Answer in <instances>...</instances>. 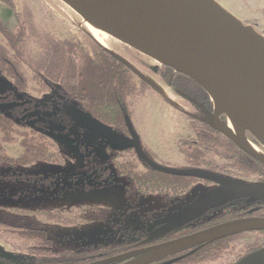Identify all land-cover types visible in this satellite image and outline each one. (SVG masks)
Here are the masks:
<instances>
[{"label":"rangeland","instance_id":"rangeland-1","mask_svg":"<svg viewBox=\"0 0 264 264\" xmlns=\"http://www.w3.org/2000/svg\"><path fill=\"white\" fill-rule=\"evenodd\" d=\"M10 1L14 19L7 22L11 31L17 28V15H23L26 10L31 18L36 36L31 41V51H40L35 43L40 41L38 37L41 34L47 33L56 39L74 41L91 54L87 38H93L86 30L84 22L58 0ZM214 1L243 25L250 26L264 37V0ZM105 41L109 50L120 56L132 73L145 83L144 87L139 84L138 79L136 80L137 93L129 103L132 109L131 121L149 158L164 166L191 168L184 156L185 148L191 145L189 141L194 140L190 119L197 117L208 122L209 117L189 103L181 101L161 82L158 75H153L149 70L156 65L153 61L111 40L107 35ZM2 42L0 34V43ZM51 87L50 91L42 93L34 84H28L25 92H17L0 85V95L11 93L20 100L33 101L34 109H40L42 117H45L50 125L57 124L55 121H49L57 115L62 117V124H67L72 119H69L67 113L59 110L58 104L76 103L64 100L58 93V86ZM210 104L213 105L211 100ZM227 121L228 118L224 117L219 120V125L230 131ZM28 125H33V122ZM81 127L83 129L80 132L77 128H72L67 133L50 130L45 132L61 154L63 165L35 164L15 170L21 174L19 181L0 180V258L3 260L22 264L26 257L24 251L17 248L19 243L5 234L4 227L9 225L45 229L52 239L55 251L76 250L89 245L116 244L122 242L124 236L150 234L156 228L168 225L177 217L176 211L188 207L193 200L216 189L215 186L196 184L181 201L166 203L163 198L154 194L140 197L137 201L131 198L129 201L124 195L123 178H115L113 182L98 186H80L77 189L63 188L57 181L46 183V177L65 174L67 171L80 172L89 166L98 165L102 159H107L103 158L106 156V148L111 153L121 152V147L100 139L91 129L86 127L84 130V126ZM5 149L10 156H15L19 148L16 143L5 145ZM131 157L125 155L127 159ZM207 159L215 164L223 163L217 156L209 155ZM139 170H142L140 166ZM229 175V179L240 184L259 181L255 176L242 177L236 172H230ZM99 206L107 207L111 212L99 217L94 210ZM241 206L244 207L243 204ZM45 212H63L76 219L79 224L60 226L44 222L41 216ZM254 243L264 245V238L255 233L246 234L232 243V251L218 260L203 264H232L236 260L237 252L250 248Z\"/></svg>","mask_w":264,"mask_h":264},{"label":"trees","instance_id":"trees-1","mask_svg":"<svg viewBox=\"0 0 264 264\" xmlns=\"http://www.w3.org/2000/svg\"><path fill=\"white\" fill-rule=\"evenodd\" d=\"M0 4L13 9L10 0H0ZM17 28L8 29L0 21V77L10 85L8 89L25 92L28 84H34L42 93L58 86V93L66 101L75 102L78 111L97 121L110 131L120 134L126 132V120L130 121L132 109L129 100L136 95V80L132 71L104 51L94 40L88 39L91 54L74 42L60 40L43 33L35 44L39 52H33L30 44L34 35L31 18L25 10L23 15L15 18ZM139 80V79H138ZM145 87V83L139 80ZM20 106V108H19ZM24 106L18 105L15 110H0V169H14L38 163H60L61 157L55 145L41 131L26 125L39 113L37 109L30 112H19ZM43 118L39 119L42 120ZM43 121V120H42ZM192 130L202 128L207 135L197 138L196 144L185 148L184 156L192 168L206 165V170L216 174L229 175L230 172L240 173L242 177L255 176L258 180L264 177V165L258 161L237 157L233 145L221 134L213 135L209 124L190 119ZM18 144V154L10 156L5 145ZM123 153L135 154L129 148ZM209 155L217 156L223 161L215 164L208 160ZM221 161V162H222ZM141 164L145 171L138 170ZM105 180L123 177L125 180V196L145 195L149 193H168L181 196L193 187L195 179L178 178L155 172L146 167L138 158L131 161H116L110 158ZM135 194V195H134ZM261 207L251 211L256 206ZM99 217L110 213L107 207H96ZM248 215L264 218V201L246 203L237 211H227L223 221L244 218ZM44 222L61 226L78 225V221L63 212H45L41 216ZM8 237L18 242L17 248L24 251L22 264H91L95 261L118 256L142 247L141 241L127 240L117 244L89 245L76 250H53L52 239L40 227L21 228L4 227ZM175 231L171 232L173 235ZM264 238V230L254 232ZM247 233L232 237L218 238L192 245L175 253L181 256L167 264H203L218 260L233 250L232 243ZM169 235V234H168ZM160 237L157 240H163ZM156 240V241H157ZM264 245L254 243L246 250L237 252V264L249 255L261 250ZM9 264H20L5 261ZM128 260L113 264H123ZM152 264H161L154 262Z\"/></svg>","mask_w":264,"mask_h":264},{"label":"water","instance_id":"water-1","mask_svg":"<svg viewBox=\"0 0 264 264\" xmlns=\"http://www.w3.org/2000/svg\"><path fill=\"white\" fill-rule=\"evenodd\" d=\"M58 1L111 40L153 61L156 65L172 69L175 73L195 82L213 102L214 112H207L211 128L264 165V158L256 155L245 143L247 133L264 149L262 35L250 26L243 25L214 0ZM12 18L14 19L13 11L0 4V21L8 29L10 27L7 21ZM99 46L128 68L115 52ZM0 84L8 85V82L0 77ZM220 116L232 119L243 128V140L219 125ZM76 117L101 137L117 144L124 143L119 136L80 111H77ZM126 127L131 138V146L152 170L227 186L201 200L157 232L154 238L165 235L200 217L208 210L225 204L238 200H247L249 203L264 201V184L235 185L213 174L165 168L153 163L143 154L129 120H126ZM261 230H264V218L238 219L163 245L92 264H112L146 253V256L125 264H152L187 246ZM237 264H264V248Z\"/></svg>","mask_w":264,"mask_h":264},{"label":"flooded vegetation","instance_id":"flooded-vegetation-1","mask_svg":"<svg viewBox=\"0 0 264 264\" xmlns=\"http://www.w3.org/2000/svg\"><path fill=\"white\" fill-rule=\"evenodd\" d=\"M149 70L151 71V73L153 75H158L160 77L161 82L167 88H169L170 91L175 96L179 97L181 101L189 103L190 105L193 106L194 109L204 113L205 115H207V112H209V113H213L214 112L213 105H211V104L209 105L211 99L209 98L207 93L201 87H199L195 82L190 80L189 78H187V77H185V76H183L181 74L175 73L172 69H169L167 67L158 66V65L150 67ZM0 85H2V84H0ZM9 85L10 84L8 83V85H2V86H4L5 88L8 89ZM18 105H22L25 108H24V110L23 109L22 110L17 109V113L22 112V111H24V113L25 112H30L31 110L33 111V109H34V106H33L34 102L33 101L20 100V99L14 97L13 94H11V93L6 95V96L0 95V110H11V109L15 110L16 108H18ZM1 106H4L6 108H2ZM58 106H59V110H61L62 112L67 113L70 116L69 119L70 120L72 119L71 122H69L67 124H62V121L60 122V119H62V117L57 115L56 118H52V119L50 118V120H49V121H51V120L55 121L57 124L50 125L48 123L47 119L45 117H42V111L40 109H37L39 111L38 115L33 120L26 122V125H28L30 122H33V125H28V126L33 127L34 129H36L38 131H41L43 134H45V132H49V130L53 131V132H58V133L59 132L60 133H62V132L63 133H67L72 128H77L78 129L77 131L80 132L83 129V127H81V126H84V130H86L87 126L76 117V114H77V111H78L77 105L69 103V102H63V103L60 102V104H58ZM19 108H20V106H19ZM41 118H43L42 119L43 121L39 120ZM191 119H194V120H196L198 122H203V123H208L209 124V121L205 122V121H203V120H201V119H199L197 117H191ZM222 119H224V116H220L219 117V120H222ZM79 122L82 123V124H80ZM130 122H131L133 130H134V132H135V134L137 136V140H138V143H139V145L141 147V150H142L143 154L146 156V158L148 160H150L153 163H155L152 159L149 158L146 150L144 149V147H143V145H142V143L140 141L139 135L136 132V130L134 128V125H133V123L131 121V118H130ZM87 128H89V127H87ZM191 131H192V133L194 135V138H193L194 140H191L189 142H191V144H193V145L197 143V138H200L201 136H205L208 133L206 131H203L202 128H198V129H196V131L195 130H191ZM209 131H212L213 135L221 134L220 132L213 130L211 128L210 124H209ZM114 134H116V133H114ZM116 135L119 136L124 141L123 144H117V143L111 142V141L101 137L100 135H98V136H99L100 139H102V140H104L106 142L115 144V145L121 147L122 149L123 148H129L135 154V156H133L131 153H123L122 149H121V152L119 154H117L116 152L111 153L109 151V149L106 148V150H105L106 156H103V158L107 157V159L106 160L102 159L98 165L89 166V167L85 168L83 171H80V172H75L74 173V172H71V171H67V173H65V174H61V175L56 174V175H53V177H51V176L50 177H46L47 179L45 180V182L47 183L49 181L50 182L57 181V182L60 183V185L63 186V188L65 187L66 189H75V188L77 189L80 186H87V185L98 186V185H103V184H106V183L113 182L115 178H123V177H114L111 181H106L105 180L106 175H107V170H108V167L106 165L109 162L110 158H112V157L116 158V161H120V162L124 161V160H126V161H131L133 159L136 160V158H138L146 167H148L138 157V155L136 154L135 150L131 146V138H130V136L128 134L127 127H126V132H122L119 135L118 134H116ZM221 135H223V134H221ZM45 136L47 137L46 134H45ZM245 137L254 147H256L258 150H260L262 153H264V149L258 143H256L247 133L245 134ZM47 139H48V137H47ZM226 139H228V138H226ZM229 142L235 148L234 152H235L237 157L247 158V159L252 160V162L257 161L255 159H253L252 157L248 156L247 154H245L240 149H238L230 140H229ZM17 154H18V152H17ZM126 154L131 155L132 157L127 159V158H125ZM59 155L61 157V162L60 163H52V164L63 165L62 156H61L60 153H59ZM38 164H44V163H38ZM155 164H157V163H155ZM33 165H35V164H33ZM157 165H159L161 167H165V168L176 169V170L205 172V173H209V174H213V175L225 178V179L229 180L232 184H235V185H239L240 184V183H236L233 180L229 179L230 175H227V174H225V175L216 174V173H214V171L206 170V168H200V167L199 168H192L191 167L189 169H179V168H174V167H171V166H164V165H161V164H157ZM30 166H32V165H30ZM30 166L18 167V168H14V169H2L1 168L0 169V180L19 181V180H21V177H20L21 174L18 171H15V170L16 169H21V168L24 169V168H27V167H30ZM139 166L142 168V170H139ZM202 166H206V165H202ZM149 169H151V168H149ZM1 170H3V171H1ZM138 170L140 172H143V171H145V168L141 164H138ZM155 172H157V171H155ZM160 174H163V173H160ZM164 175H167V174H164ZM168 176H171V175H168ZM172 177H178V176H172ZM178 178H187V177H178ZM189 179H195V178H189ZM195 180L196 181L194 182L193 187L196 184H203L205 186H215L216 189L213 190V191H210V192H208L206 194H203L202 196H200L197 199L193 200L192 202L189 203L188 207H186V208L182 207L181 209L176 211L175 214H177V217L175 219L180 217L183 213H185L187 210H189L192 207H194L196 204H198L201 200H203L204 198H206L210 194H212V193H214L216 191H219V190L227 188L226 185H218V184L210 183L208 181L199 180V179H195ZM124 182H125V180H124ZM250 183L264 184V177H263V179H261L259 181L250 182ZM124 189H125V183H124ZM191 189H189V191L187 193H185V194H183L181 196H179V195L178 196H172V195H169L168 193H149V194H154V195H157V196L163 198V200H165L164 202H166V203H173V202H179L182 199H184L185 195L189 194ZM62 193L63 192L61 191L60 194L62 195ZM149 194L134 196V197H131V198H134V201H137L140 197H145V196H147ZM124 195H125V192H124ZM125 198H126V196H125ZM126 199H128L130 201L129 198H126ZM245 202L248 203L247 200H238V201H234V202L225 204L224 206L208 210L207 212L202 214L200 217H198V218L194 219L193 221H191V222H189L187 224H184L183 226L173 230V231H175V233L173 235H170V233L173 232V231H171L169 233H166L165 235L160 236V237H163V236L165 237L163 240H157L160 237L154 238L153 236L157 232H159L160 230L165 228L167 225L164 226V227L156 228L150 234H147V233L139 234L138 233L136 235H132L131 234V235L124 236L122 242L127 241V240L141 241L140 242L142 244L141 248L135 249L133 251H129L127 253L140 251V250H145V249H149V248H152V247H155V246L163 245V244L169 243L171 241H175V240H178V239H181V238L196 234L198 232L213 228L215 226L230 222V221H223L224 216L226 215V212L227 211H232V210L233 211L239 210L240 207L242 208L241 204H243V206H245ZM100 207H102V206H100ZM260 207H261V205L260 206H256L253 209H251V211L257 210ZM249 217H259V216L248 215V216H246L244 218H249ZM239 219H243V218H239ZM234 220H238V219H234ZM234 220H231V221H234ZM9 226H13V225H9ZM16 227H19V226H16ZM21 228H27V227H21ZM247 234H251V233H247ZM119 243H121V242H119ZM187 247H190V246H187ZM187 247H184L182 249H185ZM182 249H179L176 252H174V253L166 256V257H163L162 259H160V260H158L156 262H159L161 264H167L169 262H173V261H175L177 259H180L181 256L178 255V256H175L173 258L172 255H174L175 253H177L178 251H180ZM124 254H126V253H124ZM121 255H123V254H121ZM146 255H147V253L133 256V257H131L129 259H126L128 261L124 262L123 264L131 262L133 260H137L139 258H142V257L146 256ZM118 256H120V255H118ZM114 257H117V256H114ZM110 258H112V257H110ZM106 259H109V258H106ZM102 260H105V259H102ZM102 260H99V261H102ZM0 262H2V261H0ZM95 262H98V261H95ZM95 262H93V263H95ZM3 263H5V262H3ZM6 264H9V263H6Z\"/></svg>","mask_w":264,"mask_h":264},{"label":"bare ground","instance_id":"bare-ground-1","mask_svg":"<svg viewBox=\"0 0 264 264\" xmlns=\"http://www.w3.org/2000/svg\"><path fill=\"white\" fill-rule=\"evenodd\" d=\"M86 30L91 35V37L102 47L108 49V46L106 44L105 38L106 35L87 23L86 21H83ZM109 50V49H108ZM227 126L229 130L239 139L243 140V128L239 126L236 122H234L232 119L228 118ZM246 145L259 157L264 158L263 153L258 150L256 147H254L248 140L245 141Z\"/></svg>","mask_w":264,"mask_h":264}]
</instances>
